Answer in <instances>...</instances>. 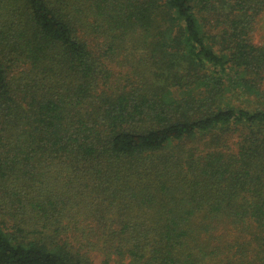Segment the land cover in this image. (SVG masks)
Here are the masks:
<instances>
[{
	"label": "trees",
	"instance_id": "16d2710c",
	"mask_svg": "<svg viewBox=\"0 0 264 264\" xmlns=\"http://www.w3.org/2000/svg\"><path fill=\"white\" fill-rule=\"evenodd\" d=\"M264 0H0V264H264Z\"/></svg>",
	"mask_w": 264,
	"mask_h": 264
},
{
	"label": "rangeland",
	"instance_id": "374dc122",
	"mask_svg": "<svg viewBox=\"0 0 264 264\" xmlns=\"http://www.w3.org/2000/svg\"><path fill=\"white\" fill-rule=\"evenodd\" d=\"M264 41V14L261 16V23L256 33V42L261 43Z\"/></svg>",
	"mask_w": 264,
	"mask_h": 264
}]
</instances>
